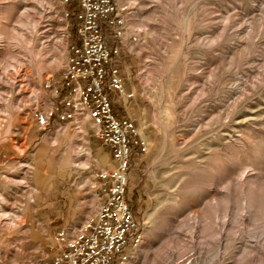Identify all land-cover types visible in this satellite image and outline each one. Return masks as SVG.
Masks as SVG:
<instances>
[{"label": "rangeland", "instance_id": "1", "mask_svg": "<svg viewBox=\"0 0 264 264\" xmlns=\"http://www.w3.org/2000/svg\"><path fill=\"white\" fill-rule=\"evenodd\" d=\"M127 3L137 41L123 60L142 85L150 144L127 172L139 241L122 264H264V0ZM76 6L0 0V264H42L37 240L97 207L84 183L101 166L88 139L104 148L91 120L83 131L50 122L45 135L35 120L54 100L45 80L67 65ZM62 184L69 196L51 189Z\"/></svg>", "mask_w": 264, "mask_h": 264}, {"label": "built area", "instance_id": "2", "mask_svg": "<svg viewBox=\"0 0 264 264\" xmlns=\"http://www.w3.org/2000/svg\"><path fill=\"white\" fill-rule=\"evenodd\" d=\"M128 12L127 0H77L75 34L67 43L68 61L60 84L45 80L49 95L58 97L59 105L39 110L35 114L37 126L45 129L52 117L73 121L86 115L94 125V136L110 152L114 166L95 168L93 175L100 182L95 190L99 203L93 216L72 236L60 229L57 239L62 245L51 259L46 254L42 264H122L139 241V223L126 197L127 170L132 151L139 147L146 152L149 144L131 119L114 114L110 101L114 91L125 98L132 95L124 88L116 64L120 46L130 52L137 41L128 25ZM109 39L114 43L110 45ZM130 239L129 251L122 253Z\"/></svg>", "mask_w": 264, "mask_h": 264}, {"label": "crops", "instance_id": "3", "mask_svg": "<svg viewBox=\"0 0 264 264\" xmlns=\"http://www.w3.org/2000/svg\"><path fill=\"white\" fill-rule=\"evenodd\" d=\"M109 43L110 45L114 43L113 39H109ZM130 47V46H129ZM132 48V47H131ZM130 53L127 51V48L125 46H120V54L119 57L116 59V64L119 68V73L120 76L122 77V82L124 85V88L126 89V91L131 92L132 95L128 98L125 97H121L119 96L115 91L112 92L110 94V101H111V105H112V110L114 112V114L119 117V118H129L131 119L137 126L139 134L142 138H145L148 141V144H150V134L145 130L143 124H140L139 122V117L140 114H144L145 109L143 108V105L141 103L140 97L143 95V89H142V85L140 83L139 78L137 77V75H131L129 72V68L132 66L131 63L127 62L126 60H123L127 54ZM54 84H60V80H57L56 83L53 82ZM53 97V96H52ZM53 101L50 100L49 105H59V99L58 97H53ZM84 118H80L77 120V124L78 122H82ZM61 121H66V120H61ZM74 121V120H73ZM50 122H60L59 120H57L55 117H52ZM36 129L39 131V134L41 135H45L46 132L43 131L44 129L39 128L38 126H36ZM100 144L104 147L102 149V151L98 150L97 148H95L91 143L90 140L88 139L87 143H88V147L90 149L91 152V157L92 160H96L98 162L99 165H101L102 167H107V168H111L114 166V162L112 160L111 154L110 152L107 150V148L101 143V141L96 138ZM22 145H20L21 147ZM149 146V145H148ZM3 145L0 144V157L2 154V149H3ZM46 143L45 140H38L36 141L33 146H32V150L33 152V159L35 162V164L38 163V161H40L43 157L44 154L46 153ZM145 152H141L139 147L135 148L131 155H130V163H129V167L131 168L134 165H138L141 157L143 156ZM134 156H137L136 160L134 158ZM129 167L127 172L129 171ZM36 171H40L39 168H35ZM45 170L43 169L41 172H44ZM127 177H128V182H129V175L127 173ZM92 182L91 183V187H93V190L95 192L96 188L99 186V182L100 180L97 179L96 177L91 179ZM88 181H84V183H87ZM128 182H127V188H126V193L128 192ZM45 188V187H44ZM54 189V191H61L63 195L69 196L71 194L69 187L65 186V185H61V187L59 188H51ZM57 189V190H56ZM59 189V190H58ZM91 195L92 192L90 191ZM94 198V197H92ZM95 201V200H93ZM99 203V200L97 199V205ZM131 208H132V204L131 202H129ZM86 220H78L75 224V226L70 225L69 223L66 224V226L61 227V229H65L67 232V236H72L75 232V230H77L79 227H81L83 225V223ZM39 241L43 246H47L49 247V251L47 252V259H51V257L57 253L58 249L60 248V246L62 245V241L58 240L55 236H50L48 235V233L46 235H44L42 237L41 240H37Z\"/></svg>", "mask_w": 264, "mask_h": 264}, {"label": "bare ground", "instance_id": "4", "mask_svg": "<svg viewBox=\"0 0 264 264\" xmlns=\"http://www.w3.org/2000/svg\"><path fill=\"white\" fill-rule=\"evenodd\" d=\"M80 118H84V119H86V115H82V116H79V117L77 116V117L75 118V119H76V122H77V120L80 119ZM84 119H83V120H84ZM78 125H79V128L81 129V131H83V129H82L83 121H82V122H78ZM77 153H78V152H77ZM79 154H80V155L89 156V149L84 150V151H80ZM86 165H87V164L84 163V162L81 163V166H86ZM33 168L35 169V166H34ZM86 181H88V182L90 181V182H91V179H90V178H86ZM92 197H94V200H96V196H95V193H94V192H92ZM89 218H90V217H89ZM136 245H137V244H136ZM136 245H135V246H136ZM135 246H134V247H135ZM134 247H133V248H134ZM133 248H132V249H133ZM132 249H131V250H132ZM130 252H131V251H130ZM129 254H130V253H129ZM128 256H129V255H128ZM128 256H127V258H128Z\"/></svg>", "mask_w": 264, "mask_h": 264}, {"label": "trees", "instance_id": "5", "mask_svg": "<svg viewBox=\"0 0 264 264\" xmlns=\"http://www.w3.org/2000/svg\"><path fill=\"white\" fill-rule=\"evenodd\" d=\"M67 18L70 20V26H69V31H70V34H71V39L74 38V34H75V25H74V21H75V18H74V12L70 10L69 7H67Z\"/></svg>", "mask_w": 264, "mask_h": 264}]
</instances>
